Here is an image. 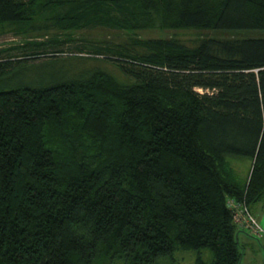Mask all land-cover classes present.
I'll list each match as a JSON object with an SVG mask.
<instances>
[{
  "label": "trees",
  "instance_id": "trees-1",
  "mask_svg": "<svg viewBox=\"0 0 264 264\" xmlns=\"http://www.w3.org/2000/svg\"><path fill=\"white\" fill-rule=\"evenodd\" d=\"M155 23L264 29V0H0V35H129L90 49L122 77L69 76L53 59L66 75L6 87L48 43L0 57V264H159L201 249L241 264L227 200L264 201V35L136 33ZM233 159L250 160L244 178Z\"/></svg>",
  "mask_w": 264,
  "mask_h": 264
},
{
  "label": "rangeland",
  "instance_id": "rangeland-1",
  "mask_svg": "<svg viewBox=\"0 0 264 264\" xmlns=\"http://www.w3.org/2000/svg\"><path fill=\"white\" fill-rule=\"evenodd\" d=\"M6 32L0 35V57H6L9 54L24 56L25 48L12 49L25 45L26 41H44L47 44V54L41 57L31 58L30 63L20 62L16 65L14 73L9 75L8 85L6 87L15 86L17 84H27L31 82L48 81L55 75H66L67 69L59 71L54 68L52 60H59L58 66L66 65L70 67L69 76L79 74L80 71L98 67L104 69L115 76L122 77L119 68L116 66V57L110 54H96L90 49L96 45L107 46V41L118 42L126 39L127 35L124 31L119 32L109 28H97L91 30H78L71 35H44L39 33L38 36L28 37L27 35L17 34L13 28H7ZM142 38H175L185 44L193 45L196 41L206 35L218 36H237V37H255L264 35V29L255 30H234V31H203L198 29H174L166 28L155 23L154 26L142 29L136 32ZM60 34V33H59ZM69 37L71 39H69ZM103 43V44H100ZM83 51V52H80ZM42 54V53H40ZM14 56V57H17ZM30 65L31 67H28ZM69 71V70H68ZM236 170L241 177L246 176V170L251 165L248 159H233ZM238 167V168H237ZM253 215L264 230V201L255 204L252 208ZM240 251L243 253L241 264H264V236L257 237L251 234L249 230H242L239 233ZM201 258L206 264H210L213 255L209 249L178 251L173 256L163 258L159 264H198Z\"/></svg>",
  "mask_w": 264,
  "mask_h": 264
},
{
  "label": "built area",
  "instance_id": "built-area-1",
  "mask_svg": "<svg viewBox=\"0 0 264 264\" xmlns=\"http://www.w3.org/2000/svg\"><path fill=\"white\" fill-rule=\"evenodd\" d=\"M227 206L233 213L234 221L239 227L249 230L254 236H264L263 228L258 223L245 200L229 198Z\"/></svg>",
  "mask_w": 264,
  "mask_h": 264
}]
</instances>
